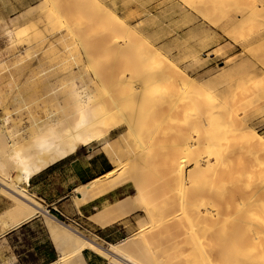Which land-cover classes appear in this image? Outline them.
<instances>
[{
	"label": "bare ground",
	"instance_id": "1",
	"mask_svg": "<svg viewBox=\"0 0 264 264\" xmlns=\"http://www.w3.org/2000/svg\"><path fill=\"white\" fill-rule=\"evenodd\" d=\"M85 1L87 0H66V5L68 7L71 4L70 6L75 10H80L81 4ZM180 1L189 6V9L177 7L189 11L193 16L204 17L223 30L226 27L241 30L242 35L243 33L246 35L243 37L246 38L245 42L242 41L244 44L240 41L243 48H249L263 41L261 31L263 29L264 32V0ZM53 2L54 5H58V1ZM103 13L110 14V17H114L117 21L115 25L110 22L114 26L109 24L112 33L108 28L107 34H111V37L108 35L109 37L105 36L106 39H102L103 41L109 39L107 45L113 47L118 58L124 59L121 61L123 67L118 74L111 78L112 74L109 77L106 73V78L94 69L90 79L96 80V86L89 90L85 88L73 90L64 100L46 106L43 117H32L27 129L31 139L24 145L21 144L24 136L20 129L9 126L8 119L0 117V193L12 200L10 204L12 207L5 212L6 219L9 218L10 224L15 225L31 218L38 210L41 211V215L43 213L47 219L59 250V257L51 264H85L82 257L84 248L106 257L112 264H149L126 250L137 242L146 246L147 238L144 234L139 232L137 235L128 236L116 243H110L109 248L104 249L70 224L64 225L56 221L39 201L27 193L26 185L32 174L73 154L79 146L100 142L101 150L114 167L105 175L80 184L74 190L75 207L100 190L101 182L106 180L108 175L119 177L127 175L129 169H132L133 173V169L135 171L138 167L147 168V179L149 180V176L151 178L155 176L157 180L155 182L158 183L157 188L150 184L148 190L153 188L156 191L163 185L164 188L170 189V186L176 184L175 190L179 191L177 203L182 209V215L185 212L183 209L185 195L182 196L181 192L185 184L188 182L191 184L195 200L196 196L198 197L195 194L197 191L202 190L210 196L208 202L210 205L205 211L195 208L194 213H190L191 216L187 215L186 211L185 221L181 220L189 225L191 244L197 247L203 263L214 264L211 263L212 258H210L213 256L221 264H264V136L258 135L256 129L249 127L250 120L247 116L239 119L236 129L237 114H234L236 111L233 109L236 103L237 106L241 103L246 107L253 102L240 100L241 98L236 96L237 93L251 96L255 92L257 98L262 99L264 103V74L260 75L259 69L260 67L264 69V63L260 62L261 60L259 62L257 60L256 63L252 58L245 67L243 58V61L238 60V62L235 59L231 63L236 68V74H230V68L224 67L230 62L221 61L223 64L220 65L219 71H216L217 74L211 75L213 77L210 82L198 81L199 83L196 84L200 75L195 76V71L205 62L202 60V47L197 48L191 41L188 43L189 39L195 37L192 35V30L187 32L189 39L186 40L190 45L187 44L188 47L185 45L188 52L180 59L179 57L169 59L162 43L159 44L161 40L159 37L152 41L145 40L139 31L138 34H128L130 26L123 20L119 21L111 10L99 9L93 18L101 20ZM76 14L79 15L78 12ZM227 33L228 31L226 35ZM230 34L232 35L231 32ZM159 36L163 37V35ZM119 39L123 42L122 45L117 44ZM163 40L165 42V39ZM178 42L174 41L172 44L177 43L179 46ZM127 57H130V60L127 61ZM246 73L247 77L252 78L249 86L239 81ZM225 93L230 95L232 102L226 100L229 96L225 97ZM235 97L239 101L238 99L235 101ZM128 100L132 101V106L128 105ZM115 132L117 134L107 140L108 136ZM254 136L260 138L258 147L252 145ZM124 148L127 150L126 153L130 152V155L122 160L121 150L123 152ZM242 152L245 155V158H242L246 161H238L240 159L236 153L243 155ZM234 155H237L236 161L240 166L232 162ZM161 160L162 164H160ZM125 180L120 179L116 185L124 186ZM152 180L154 181L153 178ZM236 182L240 189H249L251 193L246 203L236 206L234 215L229 213L227 216L222 210L230 209L229 203L224 201L223 209L215 203L223 200L227 195L230 196ZM140 187L139 185L136 187L135 194L122 198L113 205L122 211L127 204H134L137 200L142 201L138 207H142L146 217L151 220L152 214L147 203H144L145 199L142 196L144 194H141ZM180 217L183 218L181 215ZM90 218L103 226L115 221L107 217L102 210L97 211ZM205 219L210 222L205 224L206 227L199 229L200 222ZM7 222L5 223L8 224ZM207 233L212 239L214 238L210 247L213 249L210 250L212 252L206 251L205 247L202 248L200 239H206Z\"/></svg>",
	"mask_w": 264,
	"mask_h": 264
},
{
	"label": "rangeland",
	"instance_id": "2",
	"mask_svg": "<svg viewBox=\"0 0 264 264\" xmlns=\"http://www.w3.org/2000/svg\"><path fill=\"white\" fill-rule=\"evenodd\" d=\"M53 1L52 0H0V7L6 6L8 12L11 9L17 8V10L14 11L13 13L7 14L6 16H3V18L2 17L0 18V83L1 85H4L5 82L10 80L19 81L20 83H22L25 80L30 79L35 83L37 82L40 83L48 82L49 84L53 83V87L55 89L61 90L63 88L68 89L69 87L70 88L73 87L75 80L78 81L77 83H80L82 79V80H86L87 84L83 86H80V84L78 85L80 86V88H85L89 90L90 88L97 85L95 79L93 78L90 79V76L94 69H95L94 71L100 72V74L103 77L107 76L106 73L109 75V77L112 74L111 78L117 75L120 68L123 67L121 65V61L124 59L123 57L122 60L120 59L121 57L118 58L119 56L114 53L113 47L110 48L109 45H107L109 39H107L106 41L104 40L106 43L102 39V38L106 39V37H109L108 35H110L111 37V34H107L109 33L108 30V28L110 27L109 24L114 26L115 24H117V21H115L116 19H114V17L113 18L112 16L110 17V14L108 15V13L106 14L103 13V15L106 16L101 15V20L95 17L93 18L94 14H96L99 9H106L109 11L111 10V13L113 12L112 13L113 15L115 16L117 15L118 17L117 19L119 21L120 20L125 21L130 26L129 31L127 32L130 35L133 33L138 34L140 32L143 38L145 37L144 38L145 40L149 39L152 41H154L157 37H159L161 39L159 41V44L162 43L164 52L169 59H174V57L176 58L179 57L180 59V57H183L184 56L183 54L184 53L186 54L188 52L187 47L188 45H190L188 44L190 41L197 48L199 46H200L199 48L202 47L203 49L202 60L205 62L204 64L205 66L202 65V67L200 66V68L196 69L195 76L200 75V77H198L196 81V84H198L199 82L202 83L210 82V79L213 77L211 75L217 74L216 71L217 70L219 71L220 65L223 64V63L221 64V61L228 60L227 62H230L227 64V66H224L226 67V69L230 68L229 70L230 74L231 73L234 74L236 72V68H234L232 64L234 62L233 60L235 59H237L235 60L236 62H238V60L239 61L244 60V64L246 65V66L244 65L245 67H247L246 63L250 59L252 60V58L256 60V63L257 60L258 62L261 60L260 62L264 63V47H262V45L264 46L263 29L261 31V40L263 41H259V43L261 42L260 44L257 42L256 45L253 44V46L249 45L250 46V47L248 46L249 48H243L242 43L244 44L246 40V38L243 39V37L246 35H244V33L242 35L241 30L240 31H237L239 29L233 30L232 27H228V28L226 27L225 30H223L219 26L214 25L212 22L210 23V21H208L204 17L201 18V16H197V17L193 16V14L192 15L189 14L190 13L189 11H183L180 9V8H184L187 10L189 9V6H186V4L184 5V3L181 2L180 0H96V1L87 0L83 4H81L80 10L76 9L77 11L72 6H70L71 4L68 5L67 7L66 0H63L64 2L62 0H56V2L58 1L57 4L61 1L62 3H64V4L60 3L58 5H54ZM92 2L94 4H92ZM204 4H206V2H204ZM177 6H179L180 8ZM58 10L60 11V13ZM75 11L76 13L78 12L79 15L76 14ZM83 14L85 15V17ZM78 16H80V18ZM83 18L86 19L83 20ZM110 22H113L114 25L113 23ZM109 29H110V33H112V29L111 28ZM188 30H192V35L193 37L195 36L194 39L193 38L191 40L189 39V35L187 34ZM226 31H228L227 35H226ZM230 32L232 33V35L231 34L229 35ZM159 35H163V37H160ZM187 35L188 37H186ZM229 36L233 37L234 39L232 40V38H230ZM163 39H165V42ZM186 39L187 40L189 39L188 43ZM174 41L175 42L179 41L178 42L179 46L177 45V43L172 44V42ZM240 41L241 42L244 41V42L241 43ZM104 44H106L107 46ZM117 44L118 45L123 44L121 39L117 40ZM185 44L186 45L188 44L187 47ZM170 46H172L173 48ZM256 49H258L259 51ZM248 51L249 52L252 51V52L249 53ZM251 54L253 55L251 56ZM232 57L235 58L232 59ZM129 58L127 59V61L130 60ZM244 66L243 68H245ZM109 68L111 69L109 70ZM259 69H260V75L264 74L263 67H260ZM244 76L247 77L248 74L246 73ZM244 76H242L239 81L243 82L242 84H244L245 86H249L252 78L250 77L245 78ZM243 77L244 79L247 80H244ZM106 80L108 81V79ZM109 81L111 82L110 79ZM67 91L68 90H66V92ZM226 95L228 94L225 93L224 96L226 97ZM228 96L229 97L226 100L232 102L233 99L230 97V95ZM236 96L238 98H241L240 100L246 99V100H252L253 102L246 107L245 106L243 107L241 103H240L241 106L239 104L237 106V103L236 105L232 103L234 104L233 107L235 106L233 109L234 111H236L234 112V114L235 113L237 114L235 118L237 119L235 120L237 121L235 122V124L237 125L235 126V128L237 129L239 125L240 122L239 119L242 116L245 117L247 116L249 118L248 120H250L248 121L250 125L249 127L256 129L258 135L264 136V107H263L264 103H262L263 100L262 99H261L262 101L259 100V98H257V96L255 95V92L252 93L251 96L249 95L250 97L248 96V94L243 95L242 93H237ZM246 96L247 98H243ZM237 97H235V101L236 99H238ZM127 103L128 105L132 106L131 100H128ZM16 114L17 113L14 110H11V115L13 117H15ZM12 119L16 120L15 118ZM26 124H27L26 120H23V125ZM116 134L117 132L109 135L107 140L113 138ZM258 139L260 138L254 136L252 140V145L254 146L257 145L256 147H258L260 141V140L258 141ZM88 146L94 147L95 149H100V142H94L87 146H82V149L85 150ZM125 151H127L125 148L123 149L124 153L121 150L123 157L122 160L127 159L130 155V152L126 153ZM236 154L238 155L239 157L238 159L240 160L237 159L236 157L237 155H234V157H232L233 163L236 162L237 164L236 159L238 161L245 160L243 159L245 158L243 152L242 154L244 156L241 155V153H236ZM162 163L163 162L161 160L160 164ZM143 169L146 171H143ZM147 170H148L147 168L138 167L135 171L133 169V173H132V169L127 170L126 172L127 175L124 174V176L114 177L113 174H110L108 175V178L106 180L102 181L104 182L103 184L101 182L100 190L94 192V194L91 195L90 198L80 203L86 202L94 198L95 196H98L110 189L118 187L117 183L122 178L126 179L125 180L126 184L129 183L130 186L129 188L130 195H128V197L135 194L137 189L136 187L139 185V187L141 186L140 188L142 189L141 194H144L142 195L143 198L145 199V200L143 199L144 203L145 202L147 203V207L149 208V211H151L152 214L151 220L146 217L143 208L138 207L139 203L142 202L138 200L135 201L134 204H127L123 209L124 211L123 210L120 211L117 208V206L113 204H110L104 207L103 209H101L102 212H104V214L107 217H111L115 221L119 219V223L117 224V227L121 232L119 234L120 238L121 237L126 238L131 235H137L139 234V232L144 234V236L147 238L146 246H143L140 242H137L127 247L126 248L127 252H130L131 254L138 256L141 260H145L149 264L207 263V262L203 263V260L199 256L197 247L193 246L192 245L193 243L191 244V237L189 233L190 229H188L189 225L187 224V222H184L185 221L184 213L188 212L187 215L191 216L190 213L192 212L193 214L195 208L198 209L199 211L201 210L205 211L206 207L210 205L208 204V202H210V196L208 195V193L203 192L202 190H201L202 192L196 190L197 192L195 191L196 193L195 192L194 193L198 195V197L196 196V200H195L194 199L195 196L192 194L193 188L191 187V184L189 182L188 183L186 182L187 184H185L183 190V192L185 193L181 192L182 196L185 195V197H183L184 198L183 209L185 210V212L182 215V209L180 208V205L177 203V201H179L178 200L179 191L175 190L176 184L174 186V184L172 183L173 185L170 186L171 187L170 189L166 187L164 188L163 185L161 189H156V191L153 188H151V190H148L150 189V184H152L151 185L152 187L156 186L157 188L158 183H156L157 182V180H155L156 177L155 176L152 177L154 179L153 181L151 176H149V173H148L149 180L147 179ZM149 181L154 182L156 184L150 183ZM234 184L235 187L232 189L230 196L227 195L225 196L227 197L226 199L224 197L223 200H219L218 202L215 203V205H217L221 209L224 208V201H227L229 203V206L231 208L226 209L229 210L227 211L228 213L226 212V210H222L224 211L225 214H227V216H229V213L230 215L231 214L234 215L236 206L246 203L251 193L249 189H244V188L240 189L238 182ZM146 185H148L149 188ZM149 191L151 192L149 193ZM236 203L238 204L235 205ZM180 215L183 216V218L180 217ZM182 219L184 221L181 222ZM205 221H201L203 222L202 224L200 222L201 226L198 225L199 229L201 227H204L205 224H208L210 222L207 221L206 219ZM185 223L187 225L183 226ZM73 228L79 230L74 226ZM122 228H124L123 229L124 231H122ZM80 233L83 234L81 231ZM205 238L206 239L204 238L200 239L202 241V248L205 247L204 249H206V251L213 250L210 247L211 244L213 243L212 241L214 238L212 239V237L208 233L205 234ZM97 242H100L104 245H106V243H113V242H103L101 240ZM107 246L109 248V245ZM210 258H212L211 263L221 264L219 263L220 261H218L216 257L213 258V256H210Z\"/></svg>",
	"mask_w": 264,
	"mask_h": 264
},
{
	"label": "crops",
	"instance_id": "3",
	"mask_svg": "<svg viewBox=\"0 0 264 264\" xmlns=\"http://www.w3.org/2000/svg\"><path fill=\"white\" fill-rule=\"evenodd\" d=\"M16 10L17 8L8 12L6 6H2L0 7V18ZM77 82L75 80L73 87L61 90L55 89L53 83H35L30 79L22 83L12 80L5 82L4 85L0 83V117H6L9 126L20 129L24 136L21 144L24 145L31 139L27 129L32 117H43L46 106L49 107L64 100L73 90L87 84L86 80L82 79L80 83ZM11 110L17 113L15 117L11 115ZM23 120H26V125H23ZM100 149L88 146L84 150L82 146H79L73 154L32 174L26 190L32 198L46 208L47 213L56 221L76 227L85 237L102 248L108 249L107 245L110 243L104 245L97 241L116 243L122 239L123 237H119L121 232L117 227L119 219L103 226L94 222L90 217L104 207L130 195L129 183L110 189L76 207L74 199V190L80 184L101 177L114 167L108 156ZM6 196L0 193V264H51L55 262L59 257V250L45 215L43 213L41 215V211L38 210L39 212L37 211L31 218L24 219L15 225L10 224L5 212L12 207L10 205L12 200ZM6 221L8 224L5 223ZM82 257L85 264H112L106 257L88 248L82 250Z\"/></svg>",
	"mask_w": 264,
	"mask_h": 264
},
{
	"label": "built area",
	"instance_id": "4",
	"mask_svg": "<svg viewBox=\"0 0 264 264\" xmlns=\"http://www.w3.org/2000/svg\"><path fill=\"white\" fill-rule=\"evenodd\" d=\"M56 212H57V210H56ZM58 213H59V211H58Z\"/></svg>",
	"mask_w": 264,
	"mask_h": 264
}]
</instances>
